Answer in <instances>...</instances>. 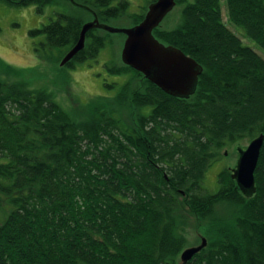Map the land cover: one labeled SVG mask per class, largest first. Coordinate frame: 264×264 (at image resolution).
Wrapping results in <instances>:
<instances>
[{"label":"trees","instance_id":"trees-1","mask_svg":"<svg viewBox=\"0 0 264 264\" xmlns=\"http://www.w3.org/2000/svg\"><path fill=\"white\" fill-rule=\"evenodd\" d=\"M157 1L131 12L133 0H0L51 10L29 35L36 57L57 66L84 24L134 27ZM175 1L178 23L153 36L201 67L185 98L112 56L107 94L68 110L0 59V204L12 206L0 264H182L193 220L207 245L186 264H264V143L248 195L228 168L217 192L204 187L225 148L264 137V59L227 27L221 0ZM228 10L264 48V0H228ZM116 34L90 30L61 76L106 47L112 55Z\"/></svg>","mask_w":264,"mask_h":264},{"label":"rangeland","instance_id":"rangeland-1","mask_svg":"<svg viewBox=\"0 0 264 264\" xmlns=\"http://www.w3.org/2000/svg\"><path fill=\"white\" fill-rule=\"evenodd\" d=\"M131 12L138 11L139 0H133ZM222 15L227 27L237 35L247 47L252 48L264 59V48L245 32L244 28L230 21L228 0H221ZM179 11V13H178ZM51 10L46 8L44 14H38L35 6L15 7L0 2V59L7 65L25 70V79L32 87L38 89H48L54 92L57 101L66 109L84 105L87 101L99 95H106L104 83L112 82L115 78L110 76L104 63L114 57V60L121 61V53L125 41V34L122 30L132 28V24L127 20L112 23L109 27L118 30L114 35L115 49L111 55L110 47H106L100 54L97 62H89L82 66H77L75 70L65 71L60 65H53L36 57L34 52V40L29 32L39 29L49 22ZM180 19V7H175L163 20V28H173ZM94 21V20H93ZM113 56V57H112ZM74 59V58H73ZM72 59V60H73ZM71 60V61H72ZM3 70L0 68V73ZM22 75V73H21ZM251 141L242 140L228 146L222 151L220 161L217 162L206 174L204 187L210 192L218 191L217 176L223 169H236L240 150H245ZM12 206L7 199L0 204V224L4 221ZM192 221V220H191ZM187 247H196L201 244L204 236L202 228L197 226L195 220L187 229ZM180 262V261H179Z\"/></svg>","mask_w":264,"mask_h":264},{"label":"water","instance_id":"water-1","mask_svg":"<svg viewBox=\"0 0 264 264\" xmlns=\"http://www.w3.org/2000/svg\"><path fill=\"white\" fill-rule=\"evenodd\" d=\"M175 0H158L148 8L143 21L128 30H122L126 35L121 59L123 64L143 74L147 80L163 91L188 97L197 85V79L202 72L201 67L182 51L161 44L153 31L175 8ZM105 29L109 32L118 30L102 25L98 19L84 24L79 41L62 59L60 66L67 65L80 51L84 49L87 33L94 29ZM264 143V137H258L250 142L245 150H240V158L233 178L243 193L248 195L255 185V170ZM207 245L206 238L196 247L186 248L180 256L182 264L189 262Z\"/></svg>","mask_w":264,"mask_h":264}]
</instances>
